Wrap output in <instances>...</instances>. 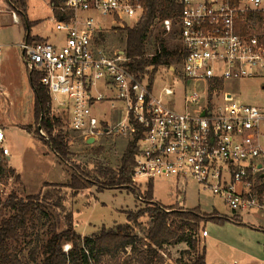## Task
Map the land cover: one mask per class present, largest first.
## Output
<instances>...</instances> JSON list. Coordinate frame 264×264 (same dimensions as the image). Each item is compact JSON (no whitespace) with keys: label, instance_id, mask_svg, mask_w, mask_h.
Wrapping results in <instances>:
<instances>
[{"label":"built area","instance_id":"1","mask_svg":"<svg viewBox=\"0 0 264 264\" xmlns=\"http://www.w3.org/2000/svg\"><path fill=\"white\" fill-rule=\"evenodd\" d=\"M174 1L180 14L163 20L162 26L182 47V59L167 65L185 83L180 99L173 85L153 89L155 66L138 76L128 68L125 49L110 53L97 42L107 30L99 22L102 16L112 17L111 28L117 23L128 27L126 16L142 18L145 8L135 0L52 3L54 30L63 37L54 42L23 40L20 48L28 70L40 74L51 98L68 96L70 128L85 141L113 133L133 140L137 126L142 127L131 182V189L141 192L139 201L155 178L180 182L193 176L224 199L235 213L232 218L264 212V37L255 31L261 22L264 31V0ZM21 19L19 8L0 4V62L3 27ZM236 80L257 84L261 102L247 103L228 89ZM178 100L182 110L174 107ZM106 102L111 108L122 104L126 116L119 125L111 127L95 113V106ZM49 105L54 118L59 109L53 108V99ZM40 133L47 136L42 128ZM5 140L0 126V198L19 179ZM207 236L205 229L201 237Z\"/></svg>","mask_w":264,"mask_h":264},{"label":"rangeland","instance_id":"2","mask_svg":"<svg viewBox=\"0 0 264 264\" xmlns=\"http://www.w3.org/2000/svg\"><path fill=\"white\" fill-rule=\"evenodd\" d=\"M0 4L25 11L27 20L34 24L31 29L32 35L51 36L52 40L54 37L55 39L63 37V34L54 30L51 0H13V4L7 0H0ZM90 14H94V12ZM21 18L22 21L19 24L10 23L3 27V41L13 42L15 45L25 39L26 18L22 14ZM8 20L9 17H7ZM138 21V16H126L124 25L133 27ZM99 22L104 29H107L97 40L99 45H103L102 47H105L110 53L124 50L127 34L124 28L120 27L121 24L117 23L115 25L118 27L111 28L113 24L111 16H102ZM165 37L169 49L179 47L181 50V44L177 39H174L170 34H166ZM13 48L10 57L13 59H10L5 72L1 73V79H4V82L1 80V83L4 85L7 96L0 93V126L5 132V142L10 148V163L19 179L15 189L5 195L3 199L14 192L22 197L36 196L41 192L47 196L43 211L49 214L50 220L47 221V217L41 213L33 235L36 231L47 232L50 222L57 223L59 230L64 229L67 225L69 212L74 213L77 231L88 237L98 235L104 226L111 229L118 224L126 223L129 212H137L146 208L145 198L148 190L144 194L142 193L143 200L139 201L129 189H109L105 188L104 184L113 174L110 170L116 172L120 168L122 157L132 140L131 137L116 133L101 134L93 143H88L80 132L71 130L68 112H65L69 98L63 94L52 95L53 108L59 109L60 112L54 111L55 118L61 119L62 126L55 127L52 133L44 129L47 136L40 133L42 140L22 129L18 123H35L34 94L28 73L23 70L18 59L20 56L24 68H26L27 64L22 51L18 47ZM174 63H176L175 60ZM153 77H155L153 80L155 91L165 85H173L179 94L178 98H181L185 83L178 75L173 74L168 66L158 67ZM228 89L241 96L247 103H260L263 99L259 87L252 82L236 80L229 83ZM60 101L63 102L62 106L59 104ZM121 107L120 102L115 103V108H111V104L106 102L95 106V113L98 118L114 127L119 125L126 116L125 110ZM174 107L182 110V101L178 100L176 104L174 103ZM60 130H63L67 135L65 141L68 143L70 152L68 162H64L45 143L51 142L52 137L56 136ZM77 169L89 176L93 182L79 195L75 196L74 191L69 187H46V184H66L71 180L73 174H78ZM146 184V182L143 183L141 190H145ZM149 184L153 187L154 201L169 208L168 211L199 209L205 214L217 212L226 217L235 215L224 199L205 189L193 176L182 179L180 182L160 177L155 178ZM9 215V211L0 210V222ZM241 217L244 220L243 223L226 221L224 224L208 222L207 226L205 225L210 236L202 239L200 233L199 239L201 248L206 246L207 264H234L235 262L237 264H264V212L241 213ZM174 221L179 223L177 219ZM150 227L149 216L140 218V225L134 229V233L139 237V245L145 243ZM35 243V236H32L23 240L20 246L13 243L12 248H17L23 255H27ZM182 246L178 247L172 244L165 246L161 250L165 258L164 264H188L193 257L186 254V249H183ZM69 247L66 245L65 250ZM130 252V248L121 252V258H126ZM109 259L102 258L95 264H106Z\"/></svg>","mask_w":264,"mask_h":264},{"label":"trees","instance_id":"3","mask_svg":"<svg viewBox=\"0 0 264 264\" xmlns=\"http://www.w3.org/2000/svg\"><path fill=\"white\" fill-rule=\"evenodd\" d=\"M7 1L13 4V0ZM135 1L144 6L145 13L135 26L124 28L127 34L125 52L131 60L128 68L136 75L143 76L148 67L155 66L151 72V77L154 78L159 66L171 65L174 60L180 61L183 57L179 47L175 49L167 47L166 34L162 26L163 20L176 18L181 7L174 0ZM52 2L56 4L58 0ZM23 6L26 7L25 4ZM22 15L26 18L25 11H22ZM25 22L26 37L30 40L29 34L34 24L27 18ZM256 27L255 31L263 33L264 37L263 23ZM150 53L155 55L149 57ZM40 79V74L30 72V82L35 94V123L22 125V128L42 140L40 128L52 133L55 127L62 126L63 122L59 118H51L49 105L52 100L51 94L49 89L41 84ZM137 127V132L122 157L120 168L116 172L110 170L113 174L104 187L126 188L138 198L141 192L130 189L143 130L141 126ZM66 136L63 130H60L52 137L51 142H45L64 162L69 161L70 155L68 143L65 141ZM77 170L78 174H73L66 184H46V187H69L75 196L79 195L93 182L89 176ZM146 196V208L129 212L126 223L118 224L111 229L104 226L98 235L92 237L83 236L77 231L73 212L67 214V225L64 229L59 230L57 223L50 222L47 232L36 231L33 235L41 213L47 217V221L50 220L49 214L43 211L48 198L42 192L27 197L14 192L6 199L0 198V210L10 212V215L0 222V264H95L102 258H110L106 264H164L165 258L161 250L167 245L181 243L187 244L185 253L193 257L188 264H207L206 246L201 248L199 239V234L206 229L205 225L207 226L208 222L240 223L239 219L226 217L217 212L205 214L199 209L168 211L169 208L154 201L153 188L147 191ZM144 216H149L151 227L147 231L145 243L139 245V237L134 233V229L140 225V218ZM176 219L179 223L174 221ZM32 236H35L36 243L27 255H23L17 248H12L13 243L20 246L23 240ZM66 245L70 246L67 250ZM128 248L130 254L126 258H121L120 253L127 251Z\"/></svg>","mask_w":264,"mask_h":264},{"label":"crops","instance_id":"4","mask_svg":"<svg viewBox=\"0 0 264 264\" xmlns=\"http://www.w3.org/2000/svg\"><path fill=\"white\" fill-rule=\"evenodd\" d=\"M52 0H51V4H52ZM21 14H22V10H21ZM54 17V16H53ZM22 21V19H21ZM54 23V22H53ZM34 26V25H33ZM32 29V28H31ZM3 32V31H2ZM56 32V31H55ZM3 36V34H2ZM29 37H30V40L33 41V40H49V41H56L55 37H54V40L51 39V36L49 37H43V36H40V35H32L31 34V30H30V34H29ZM2 39V38H1ZM24 40H28L27 37L25 36V39ZM3 41V39H2ZM21 43V42H20ZM20 43L18 44H15L13 42H7L6 40L3 41V44H4V47H3V59L2 61L0 62V93H2L4 96H7V93H6V90L4 88V85L3 83H1V80L2 82H4V79L2 78L1 79V73L5 72V70L7 69V66H9V63H10V59H13V58H10L11 57V54H12V51L14 48L13 47H18L21 51L22 49L20 48ZM23 54V52H22ZM19 56V55H18ZM19 62L22 64L23 66V70H26V72L28 73V76H29V79H30V71L28 70V67L26 66V68H24V64L19 56ZM33 94H34V90H33ZM34 101H35V94H34ZM34 108V107H33ZM33 112H34V109H33ZM32 123H30L29 125H31ZM18 125L22 128V125H28V124H25V123H18ZM23 129V128H22ZM20 176V175H19ZM20 180H21V177H20ZM248 213H251V212H248ZM235 216V215H234ZM230 217V216H229ZM233 217V216H232ZM230 217V218H232ZM237 218H239V222L240 223H243L244 220L243 218L241 217V215H236ZM231 222H235V221H231ZM238 223V222H236ZM202 233V232H201ZM210 234L208 233V236L209 237ZM207 237H202V239H205ZM183 245V249H187L188 246L186 243H181V244H178L177 246H181ZM234 264H237V262H235Z\"/></svg>","mask_w":264,"mask_h":264},{"label":"water","instance_id":"5","mask_svg":"<svg viewBox=\"0 0 264 264\" xmlns=\"http://www.w3.org/2000/svg\"><path fill=\"white\" fill-rule=\"evenodd\" d=\"M95 140L92 138L88 141V143H93Z\"/></svg>","mask_w":264,"mask_h":264}]
</instances>
